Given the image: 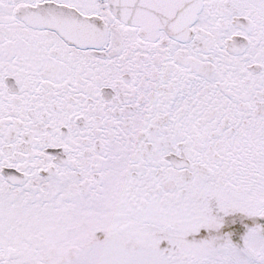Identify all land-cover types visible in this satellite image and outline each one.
<instances>
[{"label": "snow or ice", "instance_id": "obj_1", "mask_svg": "<svg viewBox=\"0 0 264 264\" xmlns=\"http://www.w3.org/2000/svg\"><path fill=\"white\" fill-rule=\"evenodd\" d=\"M0 264H264V0H0Z\"/></svg>", "mask_w": 264, "mask_h": 264}]
</instances>
